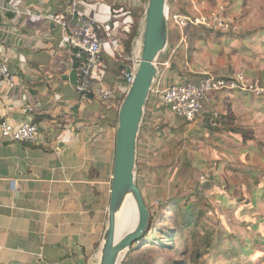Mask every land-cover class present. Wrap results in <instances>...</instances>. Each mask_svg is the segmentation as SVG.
I'll list each match as a JSON object with an SVG mask.
<instances>
[{
	"label": "crops",
	"instance_id": "0c3cea01",
	"mask_svg": "<svg viewBox=\"0 0 264 264\" xmlns=\"http://www.w3.org/2000/svg\"><path fill=\"white\" fill-rule=\"evenodd\" d=\"M82 1L101 24L112 22L114 10L143 6L142 0ZM68 2L0 0L10 10L0 12V59L16 79L13 88L0 89V119L14 126L31 119L38 127L34 144L0 137V264H97L108 223L119 107L82 99L68 79L76 58L66 32L38 17L56 15ZM168 4L189 14L187 1ZM24 12L31 16L18 14ZM175 35L170 28L167 46ZM186 37L187 49L169 68L162 65L165 54L157 60L159 77L145 107L136 178L147 205L193 193L200 173H210L212 187L234 189L236 197L239 176L247 186L256 183L252 175L264 174L263 98L212 93L193 123L172 115L159 99L168 85L198 82L204 73H242L264 83V36L187 29ZM220 116H231L227 128L240 130H218ZM182 171L190 176L185 185L188 178L175 182Z\"/></svg>",
	"mask_w": 264,
	"mask_h": 264
},
{
	"label": "built area",
	"instance_id": "2783aa9c",
	"mask_svg": "<svg viewBox=\"0 0 264 264\" xmlns=\"http://www.w3.org/2000/svg\"><path fill=\"white\" fill-rule=\"evenodd\" d=\"M10 10L0 5V12L7 13ZM31 16L30 13H18ZM62 28L67 34V46L76 59L83 60L78 70L77 92L82 99H88L92 94L103 104H117L120 107L125 95L134 81V67L139 44L137 36L134 42L135 48L132 56L126 61L125 70L118 76V82L114 87H109L103 81L94 79L96 71L102 66L103 45L100 40V32L111 45L114 52L121 58V40L118 32L114 31L110 24H101L92 18L86 10L82 0H69L59 13L51 17L38 16ZM169 31L175 32L176 41L172 46L164 50L162 65L169 68L173 59L182 50L187 49L188 42L186 31L189 27L213 30L223 34H239L240 29L233 25L232 21L221 13L220 10L210 14L193 17L190 14L179 12H167ZM100 31V32H99ZM136 53V55H135ZM123 58V57H122ZM125 59V58H123ZM126 63V62H125ZM158 64V62H157ZM187 60L184 67H188ZM131 72H128V70ZM16 79L6 62L0 59V89L13 88ZM154 91L152 87L151 93ZM217 92H241L253 94L264 99V84L260 79L249 80L241 73L234 77L217 78L204 73L198 82L187 79H179L176 83L168 85L160 93V103L172 115L185 123H193L202 113L204 105L212 93ZM0 137L4 142L19 144H34L38 142V127L29 119L20 125H12L7 119H0ZM202 183L205 181L202 179ZM156 206L158 204L156 203Z\"/></svg>",
	"mask_w": 264,
	"mask_h": 264
},
{
	"label": "trees",
	"instance_id": "16d2710c",
	"mask_svg": "<svg viewBox=\"0 0 264 264\" xmlns=\"http://www.w3.org/2000/svg\"><path fill=\"white\" fill-rule=\"evenodd\" d=\"M145 2L146 0H142V4ZM143 12V6L137 9L125 7L117 13L114 10V19L110 25L114 31L119 33L123 46L121 57L126 60L132 56ZM116 15L119 18H115ZM256 35L264 36V27L256 32L242 33L239 37L250 38ZM100 40L103 45V53L106 54H102V66L96 71L94 79L97 82L103 81L109 87H114L119 80L117 76L122 74L125 65L131 62L119 63L118 58L121 59L119 54L113 51L102 32H100ZM82 62V59H76L72 70L78 72ZM231 121H233L231 116H220L217 121L219 126L217 129L238 132L240 129L235 128L234 125L232 128H227V124ZM208 191L211 192L207 196ZM234 191V189L212 187L208 182L202 184L198 180L195 182V190L191 194L170 197L163 202H158V206L154 207L146 204L151 214L149 227L142 237L133 244L123 264H207L206 256L214 258L215 261L223 257L226 264H231L233 258L243 256L248 257L250 264L263 263L264 249H255V243L251 240L238 239L236 235L219 233L216 237V245H214L216 233L206 226L208 221L206 209L210 207V201H213L225 211L233 212L246 229L264 237V214H249L245 204L234 196ZM260 201L264 203V195L258 193L257 196H252V205ZM249 223L252 225V229H250ZM236 242L239 247L233 245ZM223 244H228L230 247L224 249V246L221 247ZM144 247L150 249L140 251ZM156 251L158 252L155 253Z\"/></svg>",
	"mask_w": 264,
	"mask_h": 264
},
{
	"label": "water",
	"instance_id": "95a60500",
	"mask_svg": "<svg viewBox=\"0 0 264 264\" xmlns=\"http://www.w3.org/2000/svg\"><path fill=\"white\" fill-rule=\"evenodd\" d=\"M168 0H147L139 28V44L134 67V81L118 112L116 151L112 176L108 223L97 264H122L133 244L147 231L150 210L137 185L138 141L151 89L159 77L157 60L169 41ZM128 72H131L129 69ZM77 86L78 73L68 77ZM88 99H94L92 94ZM131 198L137 211L136 227L119 238L120 213Z\"/></svg>",
	"mask_w": 264,
	"mask_h": 264
},
{
	"label": "rangeland",
	"instance_id": "374dc122",
	"mask_svg": "<svg viewBox=\"0 0 264 264\" xmlns=\"http://www.w3.org/2000/svg\"><path fill=\"white\" fill-rule=\"evenodd\" d=\"M184 1L188 2L189 4L188 13L192 15L193 17H199L200 15L210 14L212 12H216L217 10H220L224 16H226L228 19L232 21L234 26L240 29L239 34H223L220 32L213 31V30H206V32H211V33L213 32L217 34L218 36L221 34L228 35V36L229 35L239 36L242 33L246 34V33L256 32L259 29L264 27V0H184ZM146 5H147V0L143 4L144 10H145ZM168 9L170 13L171 12L182 13L181 11L171 10V7L169 6V4H168ZM182 14H186V13H182ZM192 30L197 31V32H202L205 29L202 30L196 27L188 28L189 32H191ZM198 30H201V31H198ZM134 48H135V45H134ZM122 50H123V46H122ZM122 50H121V54H123ZM118 60L120 61L119 63L121 64H124L126 62V59H123L122 57L121 59L118 58ZM140 165L141 163L138 164V166ZM180 166H181L180 168L181 170H184L186 168V165H182V163L180 164ZM256 174L258 175L257 176L252 175L250 177V178H253V180L256 182L255 184H253L254 186L251 184V182L248 183L247 186H245L246 185L245 183L246 181H248V179L241 180L242 176H239V178L236 179L234 184L236 182L238 183V185L236 186L237 197L242 199L241 201H243V203L245 204V207L248 213L249 214L250 213L251 214H257V213L264 214V203L260 201L259 203L252 205V201H251V197L257 196L258 193L259 195H261L262 193L264 195V180H263L264 174H261V173H256ZM181 178L183 179L188 178L186 179V181H184V185H185V182L186 183L189 182L188 180L190 179V176L183 173L182 171L181 174L179 173V177L178 179L176 178L175 182L182 183L183 179ZM202 179L206 183L207 182L209 183V181L212 178L210 177V173H207V175L200 173L198 175V179H196L194 182L200 180V182L202 183L201 181ZM171 181L173 180L171 179ZM150 206L154 207L156 206V204L150 205ZM206 213H207L206 219H208L206 226L207 228L214 230L216 233L214 245H216V237L218 236V234L223 233V234L236 235L238 239H249L253 243H255V246H256L255 249H260V250L264 249V237L262 238L257 232L246 229L243 226L242 222L234 215L233 212L225 211L216 202L210 201V207L206 209ZM248 225L250 226V229H252V225L250 223ZM233 245L236 247H239L238 242L233 243ZM221 247L226 249L230 246H228V244H223ZM149 249L150 248L144 247L140 249V251H143V250L148 251ZM157 252L158 251H156L155 253ZM206 259H208L207 264H226V261L223 260V257H220L218 261H215L214 258H209V256H206ZM231 264H250V262H249L248 257L243 256L239 258L237 257L233 258ZM261 264H264V262Z\"/></svg>",
	"mask_w": 264,
	"mask_h": 264
},
{
	"label": "bare ground",
	"instance_id": "6f19581e",
	"mask_svg": "<svg viewBox=\"0 0 264 264\" xmlns=\"http://www.w3.org/2000/svg\"><path fill=\"white\" fill-rule=\"evenodd\" d=\"M120 223L118 229V236L121 238L128 232L132 231L137 224V211L134 202L131 198L126 200L123 210L120 213Z\"/></svg>",
	"mask_w": 264,
	"mask_h": 264
}]
</instances>
